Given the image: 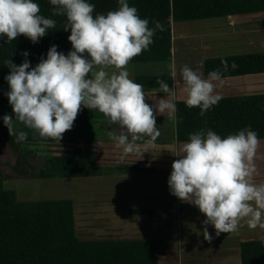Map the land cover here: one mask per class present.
<instances>
[{
	"label": "clouds",
	"instance_id": "clouds-1",
	"mask_svg": "<svg viewBox=\"0 0 264 264\" xmlns=\"http://www.w3.org/2000/svg\"><path fill=\"white\" fill-rule=\"evenodd\" d=\"M52 15L65 17V31L72 49L65 55L53 45L47 58L31 67L25 59L19 66L11 59L4 62L10 73L6 93L15 121L38 134L41 139L60 143L63 134L73 128L82 107L98 111L109 125H116L107 135L123 155H142L160 135L157 115L175 117L176 94L163 80H157L159 91L148 97L144 86L131 79L128 66L133 59L154 43L160 21L141 18L128 0H118L117 10L95 14L88 0H50ZM34 0H0V37L12 42L19 36L38 43L48 30L56 28V20L40 14ZM27 57L28 53H22ZM227 71L226 61H222ZM237 66L232 64V68ZM176 76V69L171 68ZM181 81L176 87L184 95L189 108H199L200 115L222 99L218 88L223 83L220 70L204 78L202 73L185 64L180 69ZM146 98L154 101L146 102ZM13 117L5 115L4 125L17 142L28 138L26 131H15ZM147 138V139H146ZM145 141L144 145L138 141ZM101 147V141L96 140ZM260 140L251 127L222 138L211 129L191 133L179 146L167 183L170 193L182 202L197 207L206 218L203 236L211 243L208 225L221 233H235L241 222L251 229H264V183L253 180L257 172L255 159ZM143 148V151L141 149Z\"/></svg>",
	"mask_w": 264,
	"mask_h": 264
},
{
	"label": "trees",
	"instance_id": "trees-1",
	"mask_svg": "<svg viewBox=\"0 0 264 264\" xmlns=\"http://www.w3.org/2000/svg\"><path fill=\"white\" fill-rule=\"evenodd\" d=\"M42 15L56 20V28L33 44L19 36L7 42L0 37V116L4 96L9 91L5 77L10 73L4 64L8 59L19 66L25 59L35 67L53 45L65 55L72 49L68 40L70 29H63L65 17L52 15L50 0H34ZM95 5V14L117 10L118 0H88ZM141 18L160 21L164 31L157 30L149 49L131 63L170 61L173 49V24L227 15L264 12V0H128ZM27 52L25 57L22 53ZM222 61L228 68L224 71ZM237 66L232 68V64ZM220 70L223 77L264 73V52L234 55L205 60V73ZM157 80L169 87L173 79L168 74L139 75L136 82L144 88H159ZM175 137L178 142L188 141L191 133L211 129L222 138L251 127L259 140H264V93L222 97L217 105L201 116L199 108H189L184 101L176 102ZM106 117L98 111L81 109L73 128L63 134L59 142L41 139L27 129V140H36L55 149L51 160L38 161L33 171L27 166L0 161V264H160L161 255L170 248L165 239H95L82 240L76 229L74 201L70 198L20 201L14 190L5 189L6 179H64L89 178L103 175L140 172L143 168H111L99 164L93 144L98 138V126ZM14 149L17 140L6 133ZM5 167L10 173H5ZM140 212V211H137ZM144 211L142 210L141 213ZM149 215L150 211H146ZM243 264H264V242L249 240L241 244Z\"/></svg>",
	"mask_w": 264,
	"mask_h": 264
},
{
	"label": "rangeland",
	"instance_id": "rangeland-1",
	"mask_svg": "<svg viewBox=\"0 0 264 264\" xmlns=\"http://www.w3.org/2000/svg\"><path fill=\"white\" fill-rule=\"evenodd\" d=\"M3 100V114L0 116V161L27 166L30 168L29 171H33V169L35 170L37 168L38 161L42 159L46 160V162L50 161L52 155L55 154L53 153L55 149L36 140L17 142V149H14L5 136L8 128L4 125L3 117L5 115L13 117V124L17 133L19 131H27V128L18 121H15V115L8 102L7 95L4 96ZM170 121L171 118L170 120L168 118L165 119V124L169 125ZM156 125L158 130H161V136L167 138L162 128L164 124L158 121ZM167 127L170 130L171 126L169 125ZM173 128L175 132V124ZM13 137L16 138L15 135ZM100 141L102 142L101 147H97L102 158H109V156L104 155V153L109 151L111 157H114L116 160L121 159L123 148H116L115 144L110 142L111 139H101ZM170 150L167 149L165 167L171 168L172 170L170 165L172 166L176 158ZM125 158L129 161L134 159L131 155L124 156L123 159ZM256 160L257 177L255 174L253 180L256 179L258 183H264V146L257 150ZM4 169L5 173H10L8 167ZM160 173L157 168L156 175L151 178L149 177L148 181H146V184L148 182L154 184L152 185L153 190L159 194L156 196L157 199L155 202L157 203L148 204L141 202V174H119L114 177L85 179L38 180L9 178L5 180L4 187L5 189L16 191L20 201L73 199L75 203L77 234L82 240L166 238V240L170 241V248L161 255L162 264H239L240 261L238 259L240 257L236 256L239 237H234V240L231 241V247L234 251L232 253L230 248H227L228 245H225V241H222L226 237L227 239L231 237V233L220 234L221 236L218 237V240L212 239L220 243L215 244V246H209L207 249H202V244L199 247L195 246V248H192L193 245H189L188 241L191 236L187 239L186 234L184 233L183 235L182 230H178L181 225L187 224L188 222L186 214L183 211V202L170 193L167 183L170 173H161L165 179L161 178ZM165 199L167 200L166 205L172 207L174 215L171 217L168 214V209L162 207L165 204L161 202H164ZM141 209L151 210L152 214H141ZM174 216H178V218ZM205 218L203 219L205 220ZM169 220H173V223L170 224ZM164 224L172 226V230L170 231H173V233L177 232V238L166 233L167 229L162 227ZM158 227L161 228L158 229ZM187 230H190V228ZM221 237L222 239H220ZM250 237L264 242V232L262 231L260 233L258 232L256 236ZM185 238L187 239L186 245H184ZM201 240H203V237H201Z\"/></svg>",
	"mask_w": 264,
	"mask_h": 264
},
{
	"label": "crops",
	"instance_id": "crops-1",
	"mask_svg": "<svg viewBox=\"0 0 264 264\" xmlns=\"http://www.w3.org/2000/svg\"><path fill=\"white\" fill-rule=\"evenodd\" d=\"M179 41V44L177 45ZM264 52V12H255V13H246V14H236V15H227L222 17L210 18V19H202V20H194V21H186V22H176L173 24V49H172V57L170 61L166 62H148V63H130L128 66V70L131 73V79L136 82V77L139 75H154V74H168L173 79L172 88L176 94V102L184 101V95L179 91L176 87L177 82L181 81L180 77V69L183 65L187 64L194 70H198L202 73L204 78H207L208 75L205 73V60L212 58H222L234 55H242V54H252ZM172 66L176 69V76L173 78L171 75ZM148 97L153 96L156 93L157 98H164L165 93L158 92L159 88H144ZM218 92L222 95V97L229 96H238V95H254V94H263L264 93V73L261 74H250L243 76H228L223 77V83L218 88ZM146 102L150 105L154 103V101L147 99ZM171 118L170 121V130H168V124H165V119ZM160 121L163 123L162 126L164 133L167 138L161 136V130L159 131L160 135L153 141L150 145H148V152H145L142 155L138 153L129 154L133 157V160L128 159H118L116 160L114 157H111L109 151L104 153L105 156H109V158H102L99 153V149L97 147V142L93 144L95 152L98 157L99 164L104 167L111 168H132L138 167L143 168V171L140 172H130V173H122L121 175H132V174H141V202L144 204L148 203H157L156 196L159 194L153 190L152 183L148 181L149 177L156 175L157 168L159 173L168 174L171 173V168L165 167L167 149L170 150L171 153L174 154L175 158L178 157L176 154L179 151V146L184 142H178L175 138V132L173 125L176 126V117H170L168 115H157L156 122ZM117 128L116 125H109L107 118L102 121V123L98 126V138L100 141L109 139L107 133L110 130H115ZM147 139V138H146ZM175 140V141H174ZM167 141V142H166ZM111 143L114 142L111 140ZM168 144H166V143ZM187 142V141H185ZM141 145H144L145 141H138ZM170 146V147H168ZM264 146V140H260V147ZM258 148V149H259ZM163 149V150H161ZM123 151V150H122ZM143 151V148L141 149ZM257 160L255 159V165L257 169ZM171 167V165H170ZM160 173L162 179H165L163 175ZM120 174V173H119ZM119 174L112 175H103L96 177H108L115 176ZM257 177V174H256ZM94 178V177H89ZM67 179V178H64ZM85 179V178H81ZM262 181V180H261ZM255 183H258L256 179H254ZM156 193V194H155ZM163 196V195H162ZM167 200L165 199V205L162 206L164 209H168L167 211L169 216L171 217L173 214L172 207L166 205ZM184 212L187 218V224L181 225L178 230H182V233L186 234V238L190 237L189 245H193L192 248L199 247V245H203L202 249H207L209 246H215V244H219L220 242L204 241L203 236V218L205 216L200 213L199 209L194 205L184 203L183 202ZM75 209V203H74ZM150 211L146 209H141V211ZM182 211V210H181ZM141 214H147V213ZM149 215V214H148ZM178 218V216H174ZM172 219V218H170ZM174 219V218H173ZM76 220V219H75ZM176 220V219H174ZM154 221V220H152ZM151 221V222H152ZM170 224L173 223V220H169ZM156 222V221H155ZM199 226V228H198ZM162 227H165L166 233L170 236L177 238V232L172 230L171 225L164 224ZM161 227H158L160 229ZM190 230H187L189 229ZM208 232L212 235L213 239L218 240L219 236H216L215 229L208 225ZM154 229V228H153ZM264 229H260L257 227L256 229H251L247 226L245 222L241 224L239 230L235 233H231V237H227L222 239L225 241V245L227 244L231 250V253L234 252L231 247V241L234 240V237H239L238 245H237V257L239 256L240 261L239 264H243L241 261L240 250L241 244L245 241L249 240H257L256 238H252L250 236H256L258 232L263 231ZM190 233H189V232ZM196 233V234H195ZM198 234V235H197ZM222 234V233H221ZM200 236V237H199ZM197 237V238H194ZM199 237V238H198ZM203 237V240H201ZM184 239V245H186L187 239ZM150 240L154 239H162V238H149ZM166 240V238H163ZM173 240V239H172ZM176 240V239H175ZM168 241V240H167ZM204 241V242H203ZM169 245H170V241ZM238 261V262H239ZM160 264H162V260L160 258ZM238 264V263H236Z\"/></svg>",
	"mask_w": 264,
	"mask_h": 264
}]
</instances>
